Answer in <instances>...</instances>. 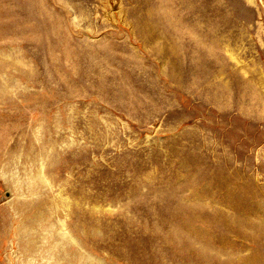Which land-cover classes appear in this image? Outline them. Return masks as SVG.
Wrapping results in <instances>:
<instances>
[{
  "label": "rangeland",
  "instance_id": "374dc122",
  "mask_svg": "<svg viewBox=\"0 0 264 264\" xmlns=\"http://www.w3.org/2000/svg\"><path fill=\"white\" fill-rule=\"evenodd\" d=\"M0 264H264V0H0Z\"/></svg>",
  "mask_w": 264,
  "mask_h": 264
}]
</instances>
